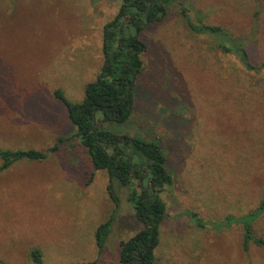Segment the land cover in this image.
Returning a JSON list of instances; mask_svg holds the SVG:
<instances>
[{"label":"rangeland","instance_id":"1","mask_svg":"<svg viewBox=\"0 0 264 264\" xmlns=\"http://www.w3.org/2000/svg\"><path fill=\"white\" fill-rule=\"evenodd\" d=\"M198 24L221 26L247 49L257 70L225 54ZM122 0H0V146L45 150L43 161L0 170V260L6 264H122L121 241L142 229L115 181L95 169L76 136L62 89L85 96L104 63L103 28ZM200 24V23H199ZM147 49L127 129L160 142L173 184L153 264H264V246L245 251L242 227H216L264 201V0H174L165 19L142 33ZM107 127L112 123L107 122ZM117 126V125H115ZM0 158V166H1ZM208 225L199 227L191 213ZM114 213L106 248L95 232ZM264 238V214L253 224Z\"/></svg>","mask_w":264,"mask_h":264},{"label":"trees","instance_id":"2","mask_svg":"<svg viewBox=\"0 0 264 264\" xmlns=\"http://www.w3.org/2000/svg\"><path fill=\"white\" fill-rule=\"evenodd\" d=\"M173 1L122 0L115 16L104 25V63L96 79L87 84L84 98L80 102H72L62 89L54 91V96L66 106L76 136L86 147L94 168L108 173L110 182L107 190L116 206L120 199L114 182L130 187L128 200L143 227L129 240L121 241L119 259L122 264L155 262V250L160 243V228L167 208L161 193L166 186L173 184V176L167 167V155L160 142L127 129L135 109L138 79L144 69L142 56L147 49L141 35L144 30L165 19ZM182 11L193 31L213 35L223 53L237 56L247 70L258 69L252 64L244 44L231 32L221 26L201 23V18L197 24L187 14V7L183 6ZM107 122L112 126L107 127ZM62 141L63 138L45 150L4 149L0 146V170H6L21 160H46L57 152ZM262 214L264 201L248 213L227 215L222 222L213 224L219 228L233 224L241 226L242 245L247 251L253 244L264 246V238L256 235L253 226ZM191 216L197 226L208 225L197 213L192 212ZM113 219L114 213L96 229L99 254L106 248ZM30 256L35 263H43L41 250L32 249ZM0 264L6 263L0 260Z\"/></svg>","mask_w":264,"mask_h":264}]
</instances>
